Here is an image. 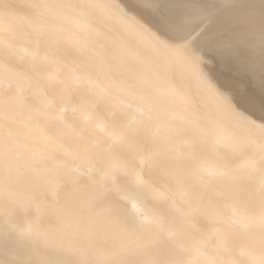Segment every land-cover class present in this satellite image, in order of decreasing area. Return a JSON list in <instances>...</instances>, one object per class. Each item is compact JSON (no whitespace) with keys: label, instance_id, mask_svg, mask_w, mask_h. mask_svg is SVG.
I'll return each mask as SVG.
<instances>
[{"label":"bare ground","instance_id":"obj_1","mask_svg":"<svg viewBox=\"0 0 264 264\" xmlns=\"http://www.w3.org/2000/svg\"><path fill=\"white\" fill-rule=\"evenodd\" d=\"M0 264H264V0H0Z\"/></svg>","mask_w":264,"mask_h":264}]
</instances>
